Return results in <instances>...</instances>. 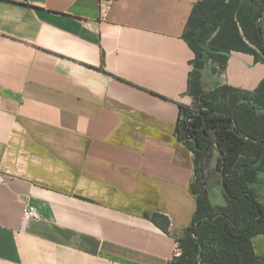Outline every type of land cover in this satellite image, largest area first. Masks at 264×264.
<instances>
[{
  "label": "crops",
  "instance_id": "0c3cea01",
  "mask_svg": "<svg viewBox=\"0 0 264 264\" xmlns=\"http://www.w3.org/2000/svg\"><path fill=\"white\" fill-rule=\"evenodd\" d=\"M198 1L0 0V264L178 256L196 209L194 155L175 127L193 102L183 33ZM214 67L201 69L204 91H253L264 78L247 52ZM218 155L207 197L224 206ZM252 188L264 205V166ZM25 204L39 217L25 218ZM252 242L264 258V235Z\"/></svg>",
  "mask_w": 264,
  "mask_h": 264
},
{
  "label": "trees",
  "instance_id": "16d2710c",
  "mask_svg": "<svg viewBox=\"0 0 264 264\" xmlns=\"http://www.w3.org/2000/svg\"><path fill=\"white\" fill-rule=\"evenodd\" d=\"M183 37L194 52L188 80L193 102L179 106L175 134L194 155L190 189L196 209L187 233L177 240L181 252L169 264H264L252 242L264 235V205L252 188L264 166V78L253 91L226 84L204 91L200 84L206 61L215 62L217 72L231 51L264 62V0H200ZM214 147L224 206L212 204L207 185L201 183L202 168ZM150 218L167 230L165 216L153 213Z\"/></svg>",
  "mask_w": 264,
  "mask_h": 264
},
{
  "label": "built area",
  "instance_id": "2783aa9c",
  "mask_svg": "<svg viewBox=\"0 0 264 264\" xmlns=\"http://www.w3.org/2000/svg\"><path fill=\"white\" fill-rule=\"evenodd\" d=\"M4 180H5V176L2 173H0V183H3ZM23 216L25 218H38L39 217L36 209L29 204H25V207L23 209ZM179 251L180 250L177 249L175 254L179 255V253H180Z\"/></svg>",
  "mask_w": 264,
  "mask_h": 264
},
{
  "label": "water",
  "instance_id": "95a60500",
  "mask_svg": "<svg viewBox=\"0 0 264 264\" xmlns=\"http://www.w3.org/2000/svg\"><path fill=\"white\" fill-rule=\"evenodd\" d=\"M200 58H202V55H200ZM199 125H200V121L198 120L195 124V127H199ZM209 161H210V155H208V158L205 161L204 166H203L202 171H201V174H202L201 183L203 185H207L208 176H209Z\"/></svg>",
  "mask_w": 264,
  "mask_h": 264
}]
</instances>
